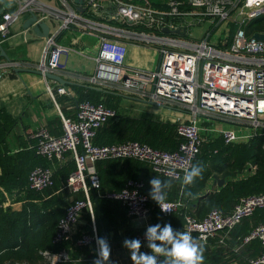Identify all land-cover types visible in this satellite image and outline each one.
<instances>
[{
	"label": "built area",
	"instance_id": "2783aa9c",
	"mask_svg": "<svg viewBox=\"0 0 264 264\" xmlns=\"http://www.w3.org/2000/svg\"><path fill=\"white\" fill-rule=\"evenodd\" d=\"M10 2L11 7L0 12V45L11 24L23 13L35 17L25 29L34 33L32 27L44 22L47 32L46 37H42L38 62L29 67L10 59L0 61V79L17 67L58 75L62 53L83 54L58 41L63 32L73 30L97 40L92 56L93 70L84 79L86 86L126 94L143 103L150 101L151 105L185 117L181 121H171L176 123L175 133L180 140L171 151L153 149L138 141L97 146L92 143L96 129L108 118L115 117L117 111L102 102L83 100L75 104L72 116H65L58 110L54 94L70 96L69 91L53 80L54 87L46 84L45 91L57 109L61 131L51 134L40 126L34 130V141L29 147L51 162H61L68 154L74 162V170L67 176L64 188L70 194L81 193L80 198L70 199L64 208L56 223L53 241L68 239L85 215L91 231L78 233L73 246H93L95 253L92 190L98 197L119 201L127 216L134 219H146L149 204L156 206L163 215L183 208V200L178 196L166 200L171 212H161L160 207L141 191V180H126L115 192L99 191L96 161L136 159L145 162L155 174L182 180L201 142L208 138L221 136L225 143L244 142L258 130H263L264 134V39L252 37L253 33H264V0H164L160 7L150 0H82V12L76 10L72 0H56V5L48 0ZM104 4L111 8L109 14L102 15ZM206 20L209 25L201 39L183 38L188 26ZM223 21L234 24L231 35L212 39L209 26L215 27ZM251 21L254 23L247 26ZM165 28L167 32L163 31ZM127 43L150 47L156 54L155 64L151 68L126 64ZM227 124L247 131L235 132L232 128L221 127ZM17 149L13 147L10 152ZM262 151L264 154V143ZM253 169L254 165L248 164V170ZM27 185L34 191L50 187L52 169L33 167L27 173ZM263 206L264 194L253 193L240 197L228 212L211 209L201 219L185 214L182 232H189L199 244H207L216 236L222 241L242 218ZM144 232L136 236L142 242ZM253 239L264 245V223L251 227L241 237L240 244ZM42 255L50 264L68 258L66 250L52 255L44 251ZM248 264H264V251L249 258Z\"/></svg>",
	"mask_w": 264,
	"mask_h": 264
},
{
	"label": "trees",
	"instance_id": "16d2710c",
	"mask_svg": "<svg viewBox=\"0 0 264 264\" xmlns=\"http://www.w3.org/2000/svg\"><path fill=\"white\" fill-rule=\"evenodd\" d=\"M154 5V2L150 0ZM163 3H160L162 6ZM9 8H3L7 10ZM253 24L249 22L247 26ZM75 94L77 102L89 100L92 103L102 102L110 108H115L118 97L113 93L88 88L83 85L70 86ZM62 111V110H61ZM64 113V112H63ZM17 123L3 107L0 108V264H50L42 255L46 251L49 255L61 250L67 253L78 236V232L68 239L53 241L54 231L58 219L63 215L64 208L70 199L80 198L81 193L70 194L64 188L67 176L74 170V162L65 154L63 163L49 161L45 157L36 154L29 146L32 138L21 139L18 148L10 152L13 146L7 142L9 134ZM175 122L162 121L150 118L143 114L128 116L117 112L113 118H108L98 129L92 138V143L97 146L121 143L124 141H138L147 144L153 149L171 151L177 147L180 141L175 133ZM28 133V131H26ZM59 133V132H58ZM55 133V134H58ZM28 135V134H26ZM264 143L263 130H258L244 142L225 143L221 136L208 138L201 142L191 165L200 162L204 166L202 178L195 179L189 186L182 184V180H174L160 176L152 172L149 166L142 161L121 158L105 159L95 162L96 174L99 180V191H118L126 180H141V191L148 195L149 180L153 177L162 181H169L173 188H166V199L173 200L180 196L183 200V208L163 215L156 206L149 204V214L154 224L170 223L174 229L182 231L185 223L184 215L190 214L201 219L211 209L228 212L240 197L261 193L264 194ZM52 171V185L41 191H34L27 185V173L35 166L50 167ZM246 164L254 165L244 177L226 179L236 172L241 171ZM190 165V166H191ZM190 168V167H189ZM215 174L224 179V184L199 194L205 187L211 175ZM68 192L67 197L66 192ZM3 192L9 194L11 199L20 203L18 210H12L8 205L3 207L5 199ZM61 192V194H60ZM179 194V195H178ZM92 201V213L96 234L105 236L109 243L125 238H135L144 230L131 228L127 225L123 214L124 208L119 201L95 196V191L90 192ZM86 224L81 227L83 232H90L88 216ZM258 223H264V206L255 208L252 213L239 221L227 233L222 243L216 238H210L208 245L203 246L202 264H248V259L262 251V245L257 239L240 244L241 237ZM220 233H222L220 231ZM85 249L86 247H78ZM68 258L54 264H92L91 258Z\"/></svg>",
	"mask_w": 264,
	"mask_h": 264
},
{
	"label": "crops",
	"instance_id": "0c3cea01",
	"mask_svg": "<svg viewBox=\"0 0 264 264\" xmlns=\"http://www.w3.org/2000/svg\"><path fill=\"white\" fill-rule=\"evenodd\" d=\"M152 1L154 2V5L156 4L158 7H160V3L164 2V0ZM48 2L56 5V0H48ZM11 5L10 0H0V8H2V10L5 7L10 8ZM102 12V15L109 14L111 12V8L105 7L104 4ZM28 16L29 15L27 13H23L16 22L11 24L9 33L1 43L0 48L11 61L19 62L20 65L23 66L33 67L39 60L43 39L42 37L36 35L34 31V33H32L30 30L22 27L24 20H26ZM27 33L31 36L28 35L27 37ZM36 41H40L41 46L37 49H31V45ZM58 41L76 51L83 52V54H79L75 51L62 53L59 59L60 71L58 75L67 81L64 87L69 91L70 96L54 94V100L58 104V110L60 113L65 116H72L74 114L75 104L77 101L75 100V94L71 90L70 86L73 84H79L88 87L86 86L84 79L85 76H88L93 70L94 62L92 56L94 55L97 40L92 35L80 34L73 30H68L59 36ZM126 46V54L124 57L126 64L139 68H151L155 64L156 54L150 47L147 48L140 45L137 46L131 43H127ZM0 61H5L1 55ZM46 84L50 87H54L55 85L52 80L43 78L41 75L29 71L15 72L13 70L7 76L0 79V108L3 107L14 118H17V123L7 138V143L10 146L17 147V144L22 141L21 139L27 140L28 138H32L34 130L40 126L47 128L51 134L60 133L61 129L58 112L53 105L51 98L45 91ZM107 92L109 91L107 90ZM113 94L118 97V102L114 108L117 112L126 114V111H138V113L142 111L147 115L151 114L150 111H147V108L137 107L147 103L134 100L126 94L124 95L117 92ZM103 99L104 97H101L102 102ZM26 131H28V133H26ZM67 157L71 159L69 155ZM63 160L61 162H57V164H62ZM53 166L54 164L51 166L52 171ZM245 169L246 175L249 174L248 167ZM206 185L199 194L217 187L212 183L211 177L208 179ZM95 196L97 195L95 194ZM11 200L12 199L8 197L5 202L3 201L2 206L5 207L8 205L12 210H18L20 208V203L15 200L11 202ZM123 216L127 220V225L131 228H141L145 231L148 225H153L150 214L146 219H134L127 216L126 213H124ZM85 217V215L82 216L74 230V233L82 232L81 227L86 224ZM88 223L90 224V221H88ZM215 238L217 244L222 243L219 236H216ZM122 241L123 240H117L109 244L119 243V245H122ZM204 246H206V244ZM206 247L209 248L211 246L209 244ZM77 249L79 250L80 248L74 246L70 247L68 251L70 258L73 257V259H82L87 257L93 260V257L95 256L93 246L85 248L88 252H78ZM141 251L147 252L149 250L146 247H143ZM116 253L117 252L115 250L111 251V260L114 264H131L130 258H121L120 254L117 256ZM125 259L129 260V262L126 263Z\"/></svg>",
	"mask_w": 264,
	"mask_h": 264
},
{
	"label": "clouds",
	"instance_id": "9594fccd",
	"mask_svg": "<svg viewBox=\"0 0 264 264\" xmlns=\"http://www.w3.org/2000/svg\"><path fill=\"white\" fill-rule=\"evenodd\" d=\"M203 170L202 163L192 164L184 170L182 184L192 185L195 179L202 178ZM149 185L148 197L160 207L161 212H171L165 193L170 182L153 177ZM94 239L96 247L92 264H114L107 237L96 234ZM122 246L128 250L131 264H202L203 261V246L189 232L174 229L170 223L148 225L143 242L138 238H125ZM143 247L149 251H141Z\"/></svg>",
	"mask_w": 264,
	"mask_h": 264
},
{
	"label": "rangeland",
	"instance_id": "374dc122",
	"mask_svg": "<svg viewBox=\"0 0 264 264\" xmlns=\"http://www.w3.org/2000/svg\"><path fill=\"white\" fill-rule=\"evenodd\" d=\"M153 2V1H152ZM156 5V4H155ZM209 25V21H202L198 24L193 23L192 25L188 26L186 33L183 35V38L188 39V40H199L202 38V36L204 35L203 33L205 32V29L208 27ZM209 28L211 29V34H212V39H218V38H222L224 36L229 37L231 35V30L234 28V24H228L226 21H223L222 23L217 24L215 27L210 25ZM220 31V32H219ZM27 37L28 35L31 36L29 33L26 34ZM150 45H155V44H150ZM41 46L40 41H36L35 43H33L31 45V49H37ZM137 107H142V108H147V111H150L151 114H145L142 111L140 113H138V111H129V112H125L126 115L128 116H139L141 114L148 116L150 118H155L158 120H162V121H181L184 120L185 117L182 114H178V113H174V112H170L168 110H165V108L163 107H156L154 105L151 104H143L141 106H137ZM176 118V119H175ZM222 128H232L235 132H242V133H246V129L243 127H239V126H235V125H231V124H227L225 125H221ZM14 147V146H13ZM12 147V148H13ZM246 167H248V164L245 165V167L239 171L236 172L235 174H233L232 176H228L225 178L226 179H237L240 177H243L246 175ZM207 186V185H206ZM209 187V185H208ZM169 188H173L172 186H170ZM66 189V188H65ZM60 190H63L61 192H66L64 191L63 188H60ZM60 192V194H61ZM3 195L5 197L4 202L6 201V199L9 197V194H7L6 192H3ZM68 195V192H66V197ZM14 199L11 200V202ZM139 227V226H136ZM112 251H116V255L118 256V254H120V257L122 258H129V252L127 249H125L122 245H119V243H113L110 244ZM77 251H82V252H88L86 249H77ZM125 262L128 263L129 260L125 259Z\"/></svg>",
	"mask_w": 264,
	"mask_h": 264
},
{
	"label": "water",
	"instance_id": "95a60500",
	"mask_svg": "<svg viewBox=\"0 0 264 264\" xmlns=\"http://www.w3.org/2000/svg\"><path fill=\"white\" fill-rule=\"evenodd\" d=\"M73 3L76 4L75 8L77 11L82 12L84 11V7L82 6V0H72ZM2 11V8H0V12ZM35 19L34 15L31 14L26 20H24L22 27L25 28L26 26H28L33 20ZM32 30L35 32L36 35L45 38L46 37V32H47V26L44 22H39L37 24H35L32 27ZM164 32H167L168 30L165 28L163 29ZM253 38L259 39V40H263L264 39V33L261 34H257V33H253L252 34ZM0 55L7 61L9 60V58L3 53L2 49L0 48ZM15 72H21V71H29V72H34L35 74L41 75L43 78L49 79V80H53L56 83L60 84L61 86H65V84L67 83L66 80H64L60 75L48 72L46 70L39 71V70H34V69H28V68H22V67H17L14 68ZM148 104H152V102L148 101ZM211 179H212V183L217 186L220 187L224 184V179L223 178H219L217 177L215 174L211 175Z\"/></svg>",
	"mask_w": 264,
	"mask_h": 264
}]
</instances>
